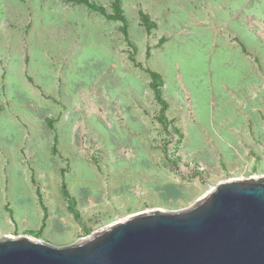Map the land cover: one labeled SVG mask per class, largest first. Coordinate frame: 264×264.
<instances>
[{"label": "rangeland", "instance_id": "obj_1", "mask_svg": "<svg viewBox=\"0 0 264 264\" xmlns=\"http://www.w3.org/2000/svg\"><path fill=\"white\" fill-rule=\"evenodd\" d=\"M91 1L112 12L113 0ZM123 6L128 37L75 1L0 0V235L68 245L134 213L186 209L221 181L264 175V0ZM141 10L158 24L151 33ZM146 68L163 75L182 139L159 122ZM41 200L51 218L37 235Z\"/></svg>", "mask_w": 264, "mask_h": 264}, {"label": "water", "instance_id": "obj_2", "mask_svg": "<svg viewBox=\"0 0 264 264\" xmlns=\"http://www.w3.org/2000/svg\"><path fill=\"white\" fill-rule=\"evenodd\" d=\"M0 264H264V175L221 181L186 209L134 213L68 245L0 235Z\"/></svg>", "mask_w": 264, "mask_h": 264}, {"label": "trees", "instance_id": "obj_3", "mask_svg": "<svg viewBox=\"0 0 264 264\" xmlns=\"http://www.w3.org/2000/svg\"><path fill=\"white\" fill-rule=\"evenodd\" d=\"M70 1H75L78 3L84 4L87 7H89L90 9L101 13L102 15H104L105 17H107L110 20L120 21L122 23V27H121L122 32L124 33V35L126 37L129 36L128 18L125 14V9L123 6V0H113L111 13H109L107 11L106 7L99 5V4H96V3L92 2L91 0H70ZM140 18H141L142 24L144 25V27L146 28L148 33H151L153 29L158 27L157 22L152 20L150 14L144 12L143 10L140 11ZM164 41H165V39L161 38L159 43L163 44ZM131 60L134 63H136V59H135L134 55H131ZM137 65L142 67L141 64L137 63ZM145 70L150 75L149 86H150L151 90L153 91V93L155 94L156 101L161 106L160 115L158 117L159 122L164 126V128L166 130H168L169 128H172L173 131H175L176 133L179 134L180 139H182L184 137V134L181 132V130L177 126H175L173 124V121L168 118L167 113H166L170 107V104L164 95L165 81H164L163 75L157 71L150 69V68H146ZM55 151H56V149H55ZM61 192H62L64 199L66 200V202L68 204V210L73 214L75 220L80 225H84V219H83L81 212L78 208L77 199L71 193L69 186H68V183L66 182L65 178H63V181L61 184ZM40 202H41L43 210H44V216H43L41 228L37 231V235H40L43 232V230L46 228L47 220L49 218V212H48L47 207L45 206V204L43 203L42 200ZM11 215H13V214H11ZM33 233L34 232H31V231L27 232V234H29V235H33Z\"/></svg>", "mask_w": 264, "mask_h": 264}, {"label": "crops", "instance_id": "obj_4", "mask_svg": "<svg viewBox=\"0 0 264 264\" xmlns=\"http://www.w3.org/2000/svg\"><path fill=\"white\" fill-rule=\"evenodd\" d=\"M75 196V195H74ZM76 197V196H75ZM77 199V198H76ZM77 202H78V200H77ZM79 208V207H78ZM80 210V209H79ZM81 212V211H80ZM43 216H44V214H43ZM14 217V219L16 220V222L18 223V221H17V219L15 218V215L13 216ZM24 218V217H23ZM51 218V216H49V218H48V220H47V226H46V228L44 229V231L46 230L47 231V229H48V223H49V219ZM25 233V232H24ZM44 234H46V233H44Z\"/></svg>", "mask_w": 264, "mask_h": 264}]
</instances>
